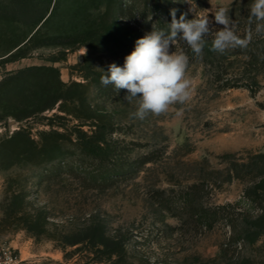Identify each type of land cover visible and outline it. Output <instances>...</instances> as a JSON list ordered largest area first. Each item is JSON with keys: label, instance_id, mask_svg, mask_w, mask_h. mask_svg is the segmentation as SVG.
<instances>
[{"label": "rangeland", "instance_id": "obj_1", "mask_svg": "<svg viewBox=\"0 0 264 264\" xmlns=\"http://www.w3.org/2000/svg\"><path fill=\"white\" fill-rule=\"evenodd\" d=\"M55 1L57 12L45 29L53 44L16 60L10 51L29 28L0 15V247L15 249L32 264H97L88 262L94 255L79 245L64 246L63 236L99 218L109 229L136 222L151 239L153 257L171 264L218 258L224 250L229 253L224 264H264V237L249 238L246 247L227 246L235 229L225 221L211 231L189 224L177 229L178 217L161 209L155 195L157 189L177 192L199 183L204 203H232L236 213L260 214L244 196L251 176L238 178L245 172L237 163L264 153V61L256 65L233 50L220 55L210 46V55H227L226 61H189L190 100L140 120L132 115L136 102L124 99L127 90L104 86L101 77L112 63L123 67L145 35L138 19L153 0ZM174 1L189 20L208 13L213 33L223 26L212 11L226 8L237 35L248 34L252 0H205L207 6ZM256 40L264 35L253 31L251 41ZM176 45L170 51H181ZM32 66L40 68L16 76ZM224 69L225 79L253 78L259 89L225 87L214 78ZM87 135L100 142V154L112 151L133 170L114 185L80 174L74 160L98 165L71 143Z\"/></svg>", "mask_w": 264, "mask_h": 264}, {"label": "trees", "instance_id": "obj_2", "mask_svg": "<svg viewBox=\"0 0 264 264\" xmlns=\"http://www.w3.org/2000/svg\"><path fill=\"white\" fill-rule=\"evenodd\" d=\"M203 6H207L205 0H196ZM58 7V1L53 0H10L0 2V15L9 19L13 23L29 28V32L24 36H17V40L13 44L10 51L11 60L26 57L30 50H34L39 46H47L53 44L54 36L47 35L45 29L53 20ZM172 10H175L176 18L179 19L181 14L186 10L179 7L174 0H153L150 8L145 9L138 19L139 26L144 33H149L153 29V25L157 29L169 30L172 20ZM152 14V17L150 15ZM187 19V18H186ZM206 45L203 49L202 57H197L189 46L182 40L173 42L172 49L177 48L176 43L181 44V51L188 57L189 61L202 59L206 64L215 65V61H226L227 55L219 59L209 53L213 35L206 38ZM71 45L65 47L63 54L66 55L67 49H71ZM232 55H245L250 62L258 64L264 61V40L251 41L247 49H234ZM64 58V57H63ZM54 59L53 61H59ZM39 66H32L21 69L16 76L39 69ZM217 71L214 74L215 80L224 81L227 88L245 87L252 93L259 89V85L255 79L244 81L237 77L228 78L227 72ZM65 85V84H63ZM66 86V85H65ZM58 101V99H57ZM55 101L47 108H53ZM88 140L77 139L71 143L79 151V155L88 156L98 162V165H87L85 161L76 159L80 174H86L93 180L102 184H116L121 178H124L133 170V166L127 165L125 159L111 151V153L100 154L98 150H103L100 142L94 141V138L87 135ZM31 140L33 143L34 141ZM238 167H242L245 175L251 176L248 185L244 191V196L253 205L259 209L260 214L251 217L245 214H239L235 211V205L227 203L224 205L206 204L203 201L204 188L199 183H193L186 188L175 192L174 190L157 189L155 192L158 206L174 216L178 217L181 222L177 229H183L187 224L194 230L211 231L222 221L229 226L234 227V236H232L227 246L233 244H243L246 247L250 243L249 238L257 240L264 237V153L255 155L249 162L245 160L237 163ZM186 216V218L184 217ZM166 227L173 229L171 225L165 223ZM136 222L122 223L116 227L109 229L107 224L99 219L92 218L85 226L76 232L67 233L63 236L64 246L79 245L80 250L93 254L91 259L97 264H171L169 259L160 256L153 257L150 247L151 239L148 235L139 230ZM229 253L224 250L222 256L218 258H210L205 261L196 258L195 264H224V260ZM234 258L229 260L233 262ZM86 262V263H88ZM234 263V262H233Z\"/></svg>", "mask_w": 264, "mask_h": 264}, {"label": "clouds", "instance_id": "obj_3", "mask_svg": "<svg viewBox=\"0 0 264 264\" xmlns=\"http://www.w3.org/2000/svg\"><path fill=\"white\" fill-rule=\"evenodd\" d=\"M212 12L215 22L223 26L214 33L208 13L189 20L184 14L177 19L172 10L169 30L166 32L153 25L151 32L136 40L135 49L125 57L123 67L112 63L107 72L102 70L101 84L114 85L117 91L127 90L124 99L128 103L136 102L137 110L132 115L140 120L149 114L162 115L172 105L186 103L191 98L192 85L187 77L189 57L183 51H170L174 41H184L197 57H202L205 38L209 35H213L210 50L220 55L237 48L247 49L253 31L264 35V0H252L250 27L245 37L237 35L236 23L226 8ZM252 21H255L254 30Z\"/></svg>", "mask_w": 264, "mask_h": 264}, {"label": "built area", "instance_id": "obj_4", "mask_svg": "<svg viewBox=\"0 0 264 264\" xmlns=\"http://www.w3.org/2000/svg\"><path fill=\"white\" fill-rule=\"evenodd\" d=\"M0 264H32V262L22 259L15 249L0 247Z\"/></svg>", "mask_w": 264, "mask_h": 264}]
</instances>
